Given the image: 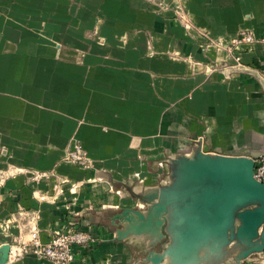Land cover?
I'll return each instance as SVG.
<instances>
[{"label":"crops","instance_id":"obj_1","mask_svg":"<svg viewBox=\"0 0 264 264\" xmlns=\"http://www.w3.org/2000/svg\"><path fill=\"white\" fill-rule=\"evenodd\" d=\"M184 4L213 41L264 38V0ZM155 10L150 0H0V170L55 174L0 184V246L28 242L37 218L44 243L70 228L92 235L72 264H144L140 240L117 239L114 216L143 207L123 186H155L161 157L189 153L198 139L207 154L264 155L262 84L250 73L208 75V64L236 62ZM52 40L82 51L83 62L59 59ZM242 50L235 56L264 78V44ZM72 138L92 169L60 162ZM8 264L53 263L27 254ZM242 264H264V253Z\"/></svg>","mask_w":264,"mask_h":264},{"label":"water","instance_id":"obj_2","mask_svg":"<svg viewBox=\"0 0 264 264\" xmlns=\"http://www.w3.org/2000/svg\"><path fill=\"white\" fill-rule=\"evenodd\" d=\"M245 72L264 88L257 72ZM202 143L170 156L155 186H123L143 207L114 216L117 239L140 240L144 264H242L264 253V184L254 178L255 160L207 154ZM10 250L0 246V264L9 263Z\"/></svg>","mask_w":264,"mask_h":264},{"label":"rangeland","instance_id":"obj_3","mask_svg":"<svg viewBox=\"0 0 264 264\" xmlns=\"http://www.w3.org/2000/svg\"><path fill=\"white\" fill-rule=\"evenodd\" d=\"M150 1L156 5L155 12H157V14L164 15L166 13H171L173 15V19L180 26L184 27V29L186 30L187 35L190 38V40H192L195 43L203 44L207 48L213 47L216 50L221 49L223 51H226L228 54V57L236 62L237 66L234 63H231L229 61L226 63H223V64H217V65L208 64L207 69H206V73L208 75L211 74L212 72H216V71H220V72H223V73L230 75V74L246 73L245 70H249L248 68L244 67L242 59H241V65L237 64L236 59L238 57L235 56V53H239V54L244 53L245 51L242 50V48L244 46H247V45H245L244 43H240L239 40H241L242 37H245L248 35L254 36V34H250L249 32H242L238 36L233 38L232 40L223 41V42H216L210 38L207 31L199 29L197 26H195L191 22L189 15H188V12L185 8L184 0H169V1H166V0H150ZM257 39H259V38H257ZM98 41H99V43H102V44L104 43V41L101 40V38H98ZM52 44H54V46L56 47V49L58 51V58L59 59H62L64 61H68V62H72V63H76V64H81L83 62L84 53L82 51L71 49V48H65L63 42H61L60 40H52ZM190 58L188 61H190V62L193 61L194 63H196V61L192 57H190ZM249 71H251V70H249ZM252 72H254V71L252 70ZM257 73L260 76V78H262L264 80L263 76L259 72H257ZM251 75H253V74H251ZM253 76L259 82L261 81V79H259L258 76H255V75H253ZM260 84H261V82H260ZM200 140L203 141V139H198V140H195L192 142V146L190 148L189 153L192 151V149L197 145V143ZM76 145L81 146L80 142L76 138H72L70 141V144L67 147V149L65 150V153H64L63 157L61 158L60 162L69 163L70 154ZM1 152H2V150L0 149V153ZM180 153H184V152H174V153L164 154L161 157L160 163H158V166H160V167H158V168H161L163 170V173H164L163 176L164 177L167 176V174H168V168L166 167V161L168 160V158L170 156H172L174 154H180ZM88 156L90 157L89 154H88ZM90 159L93 161V164H92V168H93L95 165V161L91 157H90ZM73 165H75V164H73ZM76 166H79V165H76ZM79 167H81V166H79ZM35 171H37V170L28 169V168H24V167H20V166H16V165H9L6 169L0 170V184H2V182L4 180H7L8 178H12V177H15L18 175H25L28 178L31 175V173L35 172ZM2 227H5V225L3 223L0 224V229Z\"/></svg>","mask_w":264,"mask_h":264},{"label":"built area","instance_id":"obj_4","mask_svg":"<svg viewBox=\"0 0 264 264\" xmlns=\"http://www.w3.org/2000/svg\"><path fill=\"white\" fill-rule=\"evenodd\" d=\"M239 42L253 47L259 43L264 44V38L257 39L253 35H248L242 37ZM241 59V56L236 59L238 65H241ZM69 163L79 165L84 170H90L92 169L93 161L81 146L76 145L70 154ZM54 175L53 173L35 171L31 173L28 179L31 182H39ZM254 178L264 184V157L255 161ZM54 189L56 191L61 190L58 185ZM36 219L30 221L29 241H16L14 245H11L10 258L20 259L24 255L33 254L53 264H72L75 260L73 248L76 246H88L95 241L90 233L70 228L63 232L54 233L50 240L44 243L41 239V232Z\"/></svg>","mask_w":264,"mask_h":264}]
</instances>
